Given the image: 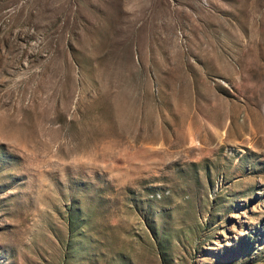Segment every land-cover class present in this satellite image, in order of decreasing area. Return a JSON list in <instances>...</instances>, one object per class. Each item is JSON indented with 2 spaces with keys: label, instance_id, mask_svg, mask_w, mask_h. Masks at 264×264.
<instances>
[{
  "label": "rangeland",
  "instance_id": "rangeland-1",
  "mask_svg": "<svg viewBox=\"0 0 264 264\" xmlns=\"http://www.w3.org/2000/svg\"><path fill=\"white\" fill-rule=\"evenodd\" d=\"M0 264H264V0H0Z\"/></svg>",
  "mask_w": 264,
  "mask_h": 264
}]
</instances>
